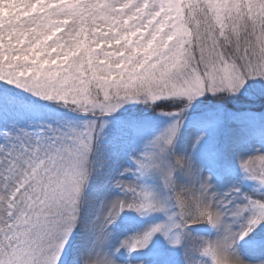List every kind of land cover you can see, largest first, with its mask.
<instances>
[{
  "label": "snow or ice",
  "instance_id": "obj_1",
  "mask_svg": "<svg viewBox=\"0 0 264 264\" xmlns=\"http://www.w3.org/2000/svg\"><path fill=\"white\" fill-rule=\"evenodd\" d=\"M0 5L9 10L0 17V81L72 111L104 116L126 103L152 106L172 101L181 107L163 114L179 117L195 98L205 94L236 97L249 81H259L264 94V0H231L227 7L239 19L232 35L225 30L219 37L215 33L209 39L194 37L190 48L180 47L178 41L165 44L163 38L153 41L151 32L142 40L133 38L131 44L114 36L120 41L115 52L123 51L122 56L104 53L101 57L99 52L85 51L56 64L52 63L56 56L68 57L72 33L65 29L52 37L53 30L61 27L55 18L72 19L83 13L70 6L52 7L49 0H0ZM86 57L93 61L91 68L84 63ZM99 59L104 63H98ZM180 125V120L171 124L134 161L138 177L158 174L173 193L179 223L169 215L166 223L121 241L115 251L105 250L106 229L121 211L166 213V209L146 188L117 179L115 187L131 193V200H113L99 223L80 224L83 190L93 172L95 123L83 130L58 126L29 132L15 123L0 128V264H59L78 225L83 235L81 264H131L117 257L120 248L129 253L144 249L157 233L170 246L180 247L183 233H170L189 223H207L223 235L212 243L185 245L184 264H195L196 253L210 257L211 264H264V229L257 232L264 224V199L243 195L234 207L213 210L214 204L223 207L229 194L217 200L210 192L209 178L201 177L192 158L175 154ZM201 139L196 137L194 145ZM207 161L215 165L214 154H208ZM240 168L245 179L264 187V154L241 161ZM177 173L188 181L179 189ZM227 214L244 219L239 230H232ZM246 238H250L247 251L241 253L240 242Z\"/></svg>",
  "mask_w": 264,
  "mask_h": 264
},
{
  "label": "rangeland",
  "instance_id": "obj_2",
  "mask_svg": "<svg viewBox=\"0 0 264 264\" xmlns=\"http://www.w3.org/2000/svg\"><path fill=\"white\" fill-rule=\"evenodd\" d=\"M201 1L212 27L219 34L225 31L229 21L237 16L227 7L231 0ZM49 3L52 7L64 5L66 8L69 6L71 9L78 8L79 12L83 13L82 16L72 19L63 16L55 18L54 22L59 23L61 27L53 30L52 37L64 33L65 29L71 31L72 36L69 41L71 50L68 51V57L58 55L52 60L53 64L79 56L85 51L99 52L101 57L104 53L113 55L114 58L122 56L123 51L115 52L120 46V41L113 40L114 36L127 38L131 44L133 38L138 36L142 40L151 32L153 41L161 38L165 44L178 41L182 48L186 47L190 40V30L184 24L180 0H49ZM8 11L0 5V17ZM54 50L48 54L51 56ZM133 51L143 55V52L136 49ZM84 63L91 68L93 61L86 57ZM98 63L103 64V59H99ZM88 75H91V72ZM261 87L259 81H249V86L242 89L240 94L256 103L240 105V110H249L251 107L261 105V100H264ZM204 96L195 98L191 105L203 102ZM140 104L142 103H126L108 115L101 116L98 113L94 115L72 111L62 104L42 100L0 81V128L15 123L18 129L29 132H42L45 127L58 126L83 130L86 125L95 123L98 128L94 133L95 151L90 154L93 172L83 190L81 225L99 223L113 200H131V193L115 187L117 179L143 187L142 178L136 173L137 166L134 161L143 154L145 145L177 120L181 121V125L173 145L175 154L192 158L194 166L200 169L201 177L209 178L210 192L216 194L217 200L225 197V193L229 194L225 197L224 206L217 208L214 204L213 210L223 212L226 208L234 207L243 195L253 199H264V187H261L258 181L245 179V174L240 168L241 161L264 154V110L258 119L248 111L239 114L236 110L216 112L206 106H198L194 111L200 110L199 112H184L179 117L163 113L148 116V109L140 112L136 108ZM121 118H126L127 121L123 123L120 121ZM100 125L103 127L99 128ZM198 136L202 139L199 144L194 145L193 142ZM210 153L214 154L215 165H210L207 161ZM125 169L128 171L121 175ZM175 184L179 189L186 186L188 181L182 174L177 173ZM162 188L163 193L152 194L164 204L166 213L160 211L137 213L129 209L121 211L106 229L108 235L104 246L106 251H115L121 241H130L142 236L157 224L166 223L169 215L179 223L175 216L178 209L175 207L173 193L164 187L163 182ZM226 220L233 231L239 230L245 222L243 218H233L230 214L226 215ZM262 229L264 224L257 232H261ZM181 232L183 236L180 247L170 246L157 233L146 248L133 253L120 248L116 255L131 261V264H184L185 245L212 243L221 239L223 235L221 229L213 228L207 223L181 225L180 229H174L170 235ZM254 238L258 239L259 236ZM249 239L240 242L241 253H246ZM82 240L81 227L78 225L64 246L59 264H81ZM193 260L195 264H211L210 257L199 253L193 256Z\"/></svg>",
  "mask_w": 264,
  "mask_h": 264
},
{
  "label": "trees",
  "instance_id": "obj_3",
  "mask_svg": "<svg viewBox=\"0 0 264 264\" xmlns=\"http://www.w3.org/2000/svg\"><path fill=\"white\" fill-rule=\"evenodd\" d=\"M180 5L183 13L184 24L190 30V40L187 43L186 47H191L192 43H195L196 40L201 38L209 39L213 33L219 37V33L212 27L210 23V19L207 15V11L205 10V6L201 0H180ZM239 23L238 17H234L229 21L228 27L226 31L229 35H232V30L235 24ZM196 37V40L193 38ZM207 101H210L207 103ZM247 103L254 104L255 101L249 100L245 95H238L236 97H223V96H212V95H205L203 97V102L197 103L195 105H190V107L185 112H199L200 110L194 111V109L198 106H206L207 108L219 111H234L239 114L240 112L248 111L251 112L256 119L259 118L261 112L264 110V100H261L260 106L251 107L249 110H240V105H245ZM181 107L180 102H161L157 103L152 106H148L147 104H140L137 105L136 108L141 112L143 109H148V116L155 115L158 113H171L175 112L178 108ZM139 112V113H140ZM123 123L127 121L126 118H121ZM142 178V186L146 188L149 192L153 194L163 193L162 188V180L160 179L158 174L150 173L146 174ZM92 180V178H91Z\"/></svg>",
  "mask_w": 264,
  "mask_h": 264
}]
</instances>
